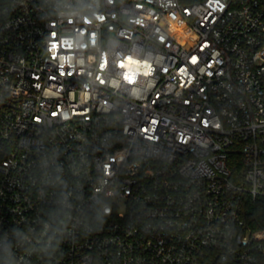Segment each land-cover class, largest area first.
I'll return each mask as SVG.
<instances>
[{
	"label": "built area",
	"instance_id": "2783aa9c",
	"mask_svg": "<svg viewBox=\"0 0 264 264\" xmlns=\"http://www.w3.org/2000/svg\"><path fill=\"white\" fill-rule=\"evenodd\" d=\"M0 264H264V0H0Z\"/></svg>",
	"mask_w": 264,
	"mask_h": 264
},
{
	"label": "snow or ice",
	"instance_id": "6c2138e0",
	"mask_svg": "<svg viewBox=\"0 0 264 264\" xmlns=\"http://www.w3.org/2000/svg\"><path fill=\"white\" fill-rule=\"evenodd\" d=\"M192 62L196 63L197 62V57L193 56L192 57ZM70 75V74H69ZM50 79H55V77H50ZM55 115V114H54Z\"/></svg>",
	"mask_w": 264,
	"mask_h": 264
},
{
	"label": "trees",
	"instance_id": "16d2710c",
	"mask_svg": "<svg viewBox=\"0 0 264 264\" xmlns=\"http://www.w3.org/2000/svg\"><path fill=\"white\" fill-rule=\"evenodd\" d=\"M239 161H240V159H239ZM235 168V167H234ZM240 168V167H239Z\"/></svg>",
	"mask_w": 264,
	"mask_h": 264
}]
</instances>
